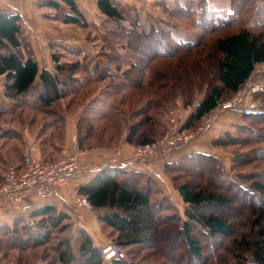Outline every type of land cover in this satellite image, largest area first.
Segmentation results:
<instances>
[{
    "label": "rangeland",
    "instance_id": "obj_1",
    "mask_svg": "<svg viewBox=\"0 0 264 264\" xmlns=\"http://www.w3.org/2000/svg\"><path fill=\"white\" fill-rule=\"evenodd\" d=\"M231 1L111 0L120 10L125 20L120 23L115 22L99 14L98 11H95L99 15L95 12L93 13L94 16L82 13L86 22L85 26L65 22L67 15L72 16V10L65 3L61 5L63 12H55L51 8L40 5L39 12L36 14H40L41 19L37 22L30 23L34 32H30L23 27L26 38L24 40L32 48L33 57L35 53L39 54V62L42 65L47 63L50 52L52 54L51 56L54 59L57 58V60H60V64L63 65L77 64L76 62L78 60L83 62V58H87L83 62L86 64L87 70H93L97 67V73L92 76H88L85 73L79 74L80 83L86 85L81 90L82 93L74 97L73 100L71 98L63 99L58 103L57 113L59 118L56 120L54 131L56 135H63L64 144L61 149H55L54 151L46 150L45 153L49 157H43L41 153L42 145L38 139V137L47 138L50 136L48 134L49 131H46V134L43 131V125L45 124L42 120L46 122L47 115L45 117L43 114H35V108H31L39 102L38 96L40 95V90L38 88L41 85L40 80L36 83L39 87H34L29 94L24 95L20 100L12 101L19 104H27L26 106H22L19 112L17 111L15 114L10 113L15 108L14 104L2 105L10 110L5 112L4 117L0 119V131L6 127L11 128L12 126L19 129L21 136L0 137V150H3L9 160H6L0 153V174L8 166H16L18 161L22 160V154V158H24L27 152H31L33 155L34 143H38L41 156L37 158L33 155V157L43 162L44 160L51 162L57 161L71 153L77 154L81 172L75 177L87 172V174L92 173L90 168L93 167L104 166L107 163L110 165L114 162L120 163L121 159L126 160L124 157L134 159L136 149L146 144L133 145L127 143L128 134L131 132L132 127H138L140 123H147V119H152L156 134L153 132L152 135L150 132L148 134L153 137L154 141L152 143H159V146L153 154L149 155L148 159L141 161L145 163L149 160L147 163L151 169L150 171L158 173L161 178L157 177V174L147 173L146 175L150 178L141 177L138 180L136 178L123 180L126 176H120L119 179L125 182L129 181L131 185L135 183L139 185H169L173 188L172 194L177 198L178 186L183 182L208 187L211 177L209 174L210 169L207 166L209 164L218 173V175H215L217 178L213 179L214 182L216 181L214 186L223 185L220 188L226 187L225 185H228V182L231 180L249 185L251 180L247 181V176L264 173V121H260L259 119H246L242 116V112H252L248 109L251 104H256L261 108L264 105V64L256 66L253 76L242 87L239 94L224 102L228 103L234 99H239L240 103L235 110L223 112L218 115V118L216 117L217 119L215 118L211 123H207L208 119H213L210 113L194 129L184 131V125L190 118L192 112L197 108L199 101L203 98V92L206 86L210 82L211 84L214 82L213 77L214 73H216L214 64H216L219 56L215 53L211 61H209L208 56L212 50V54H214L215 41L245 26L247 27L249 25L257 29L259 23H264V0H235L234 8L236 9V15L238 17L232 22L233 25L231 23L230 27L222 28L221 26L217 27L215 23V29L210 30L212 23H204L210 21L214 16L209 12L203 13L202 8L205 5H209L216 11L224 10L226 12V9H229ZM183 5L188 8L184 10L181 8ZM202 19H204L202 24L207 26L206 28L201 24ZM21 21L23 25L24 21L22 18ZM133 27L134 29L132 30ZM152 27L156 29H171L174 34L173 36L179 37L181 42H191L194 40L198 41L199 44L194 49L188 51L178 49L171 44L169 41L170 35L168 34L169 37L167 35L166 38H162L161 42L155 39L154 43L147 46V49L144 48L146 50L144 52L138 50L131 52L127 48L126 39H120L123 38L124 32L136 31V33L140 34L143 31L149 32ZM259 32H264V29L262 31H255V33ZM45 38H50V45H47L49 48L43 45ZM53 40L62 42L55 43ZM40 42L42 46L39 47ZM35 45L38 53L33 50ZM151 46L153 48L152 52L149 51ZM166 46L169 49L164 50V52L163 49ZM181 56L186 58V64L188 66L181 62ZM129 61L138 63V82L133 79L136 82V84L133 82L134 85L128 81L130 80L128 72L131 69L127 65L130 63ZM207 69L210 71H207ZM109 73H112L114 76L109 75ZM180 73L184 76L186 82L191 81L193 83L192 88L188 90L189 93L186 92L185 95H183V88L180 85L174 84V86H170L171 83L169 85L167 83L168 86L166 87L162 82L155 84L156 82L163 81V79L164 81H169L174 76L178 77ZM64 74L62 73L63 77ZM69 85L71 86L70 88H76L72 81L69 82ZM122 85H128L130 87L118 88ZM4 90L5 81L3 77H0V101L5 97ZM259 93H261L260 96L256 97ZM187 101L188 103L191 101V103L188 104ZM19 115L23 117L21 120L17 119ZM29 118L38 119L37 123L30 124V128L25 121ZM142 125L137 128L139 132L147 129L150 131L149 127ZM220 125L232 126V129L228 130L232 138L227 137L226 134L228 131H226L219 137L225 143L223 147H215L213 145V142L218 140L217 138L215 141H212V145H209L210 148L208 150L206 146H203V151L199 152L212 155L217 159L218 164H215L213 161L193 159L185 165L181 164L182 167L178 169H165L166 164L161 167V160H163V157H165L168 151H174L175 158H177L184 151L194 150L195 147L193 145L196 142L200 140L203 142L208 139L211 130L213 129L214 132V128ZM200 127L208 128L193 143L186 146H178L172 143L177 134H189ZM71 128L77 134L75 143L77 148L74 150L70 147L65 148L67 130L70 131ZM80 139L82 140V145ZM229 139L239 140L240 145L236 146L232 142H228ZM204 143L206 144L207 141ZM123 147H126L128 152L122 153ZM196 149L198 150V148ZM93 151L103 157L99 161L91 159L83 160L87 158L88 153L92 154L91 152ZM84 153L86 154L84 155ZM160 154L162 158L158 159V155ZM92 156L95 155L92 154ZM243 156L245 158H242ZM238 159H247V161L239 165L237 164ZM136 161L141 162L140 160ZM93 174L98 175L99 173ZM211 186L214 188L213 185ZM217 188L215 186V189ZM218 190H225V188H218ZM227 191L234 198L241 196L234 193V188L232 191L228 189ZM1 202L8 203L5 200ZM234 206L236 207V213L231 211V214L225 208H209L208 211L229 213L230 216L234 217L236 223L240 225L243 210L240 208L238 201H236ZM174 207L179 214L184 216L185 206L181 204L179 206V203H176ZM6 211L7 216L11 215V213L9 214V210ZM162 212L166 211L163 210ZM1 216L3 215L1 214ZM25 219L29 226H31V223H33L32 219L30 218L28 220L26 217ZM2 225L14 227V224L11 222ZM23 226V223H20L18 228L21 229ZM71 229L69 228V232L72 231ZM108 232L109 230L104 231L99 239L104 240L103 242H114L115 239L109 238ZM9 233L12 234V232ZM18 236L15 241L18 240L21 245L23 241ZM63 236L64 234H59L58 236H54V239L47 245H41L35 248L27 247L26 249H22L19 244L15 245L20 247L12 244L10 246L8 244L12 240L0 236V239H2V244L0 245V264H57L52 253V247L58 245L59 239L63 238ZM174 244H177L178 248H180L178 252L186 255L181 247L179 237H172L167 245L173 247ZM74 246L76 247L75 242ZM222 247L216 244V254H218ZM122 250L128 261L141 260L145 256V253H147V251H140L139 253L129 254V249L122 248ZM188 264H190V261Z\"/></svg>",
    "mask_w": 264,
    "mask_h": 264
},
{
    "label": "trees",
    "instance_id": "obj_2",
    "mask_svg": "<svg viewBox=\"0 0 264 264\" xmlns=\"http://www.w3.org/2000/svg\"><path fill=\"white\" fill-rule=\"evenodd\" d=\"M46 2L43 3V6L51 8L55 12H63L61 4L53 0ZM62 2L72 10V16L67 15L65 22L85 26L86 22L83 14L76 6L75 1L62 0ZM96 2L101 14L107 19L119 23L125 20L120 10L111 0H96ZM234 3L235 0H232L226 12L224 10L216 11L209 5H205L202 8L203 13L209 12L214 17L210 19L211 22L207 21L204 24L212 23L210 30L215 29V23L217 27H230L231 23L238 17ZM181 8L186 10L188 7L183 5ZM203 21L204 19H202L201 24ZM202 26L207 27L203 24ZM258 26L257 29L249 25L245 26L215 41L214 54H212V50L208 56L209 61L214 58L215 53L219 56L216 64H214L216 69L213 77L214 82L212 84L210 82L206 86L203 98L184 125V131L194 129L206 115L218 109L228 99L239 94L242 87L253 76L256 66L264 64V32L255 33V31L264 29V23H259ZM24 32L19 15L0 14V77L5 80L4 96L11 101H18L24 94H29L37 86V80H40L41 85L40 87L37 86L40 90L39 102L31 108H35V114H43L45 117L47 115L46 122L42 120L45 124L43 125V131L45 134L46 131H49L50 136L47 138L38 137L42 145L43 157H47L46 150L61 149L64 144L63 135H56L54 131L56 120L59 118L57 113L58 103L63 99L71 98L73 100L74 97L82 93L81 90L86 85L80 83L79 74L96 75L97 67L93 70H87L86 64L83 63L87 58H83V62L78 60L77 64L72 63V65L60 64V60L53 58L56 62L57 74H52L48 70L41 71L33 57L32 48L24 40ZM167 35L171 44L178 49L188 51L199 44L198 41L194 40L181 42L179 37L173 36L171 29H156L154 27L149 32L143 31L140 34L136 31L124 32L123 38L120 39H126L127 48L131 52L137 50L144 52L149 44L154 43L155 39L161 42V39L166 38ZM166 49H169V47L166 46L163 51ZM149 51H153L152 46ZM118 59L120 60V58ZM180 59L183 64L188 66L185 57L181 56ZM129 62L127 65L131 69L128 72L130 76L128 81L134 85L138 82V63L135 61ZM207 71L210 70L207 69ZM62 73H65L64 77ZM109 75L113 74L109 73ZM71 81L76 88H70L69 82ZM161 82L166 87L170 83V86L180 85L183 88V95L186 92L189 93L188 90L193 85L191 81L186 82L181 73L178 77L174 76L169 81L163 79V81L155 84ZM128 87L130 86L122 85L118 88ZM260 94L256 97H259ZM26 105L25 103L15 102V108L10 113L15 114L21 110L22 106ZM5 114L0 106V119ZM242 114L246 119L264 121V111L261 113L242 112ZM19 116L17 119L21 120L23 117L20 116L19 118ZM25 121L30 128V124L37 123L38 119L29 118ZM141 125L149 127L150 131L147 129L139 132L137 128ZM154 128L152 119H147V123L142 122L138 127H132L127 137V143L133 145L152 143L154 141L153 137L149 136L148 133L150 132L151 135L156 134ZM1 133L2 131H0ZM10 135L18 137L16 133ZM226 135L231 137L229 131ZM80 142L82 145V140ZM228 142H232L236 146L240 145L239 140L229 139ZM213 145L223 147L225 143L218 138L213 142ZM23 159L22 163H24ZM193 159L213 161L218 164L217 159L212 155L197 152L166 164L165 169H178L182 167L181 164L185 165ZM245 161L247 159H238L237 164L240 165ZM44 162L50 163L51 161L44 160ZM207 166L212 177L209 179L208 187L190 182H183L178 186V193L186 206L184 216L175 210V205L164 196L159 185H139L138 183L131 185L129 181H123L124 179L131 180L133 178L138 180L141 177L150 178L146 175L147 173L110 168L99 173L90 183L79 188L78 196L88 200L94 212L98 214L99 223L103 226V229L109 230V238H114V242L121 248L129 249V254L147 251L141 260L128 261L125 254H123L112 262H105L88 235L81 233L75 241L67 237L71 225L67 223V217L64 213H57L53 208H44L41 211L32 213L30 218L34 221L33 227L32 225L29 226L23 216L14 221V227L0 224V236L10 238L9 240L12 241L8 245L12 246L19 244L18 240L15 241V239L21 232L18 238L20 237L23 243L19 245L22 249H26L27 247L35 248L47 245L54 239V236L64 234L63 238L59 239L58 245L52 247V253L57 264H188L189 261L190 264H247L250 259H254L257 264H264V173L247 176V181L251 180L249 185L231 180L228 185H225L226 187H221L225 188L221 192L218 188L221 189L220 186L223 185H215L218 187L215 189L214 183L216 181H213L217 178L215 175H218V173L214 167L211 168L209 164ZM120 176L126 177L122 180L119 179ZM233 188L235 189L234 193L241 195L240 197L234 198L227 191V189L232 191ZM236 201L243 210L240 225L229 213L208 211L209 208H225L230 211V214L231 211L236 213V207L234 206ZM163 210L166 212H162ZM20 223L24 225L21 229L18 228ZM240 229L241 231H239ZM9 232H12V234ZM172 237L180 238L181 247L186 255L178 252L180 248L177 244H174L173 247L167 245ZM72 241L75 242L76 247ZM1 244L2 239H0ZM216 244L223 246L218 254H216Z\"/></svg>",
    "mask_w": 264,
    "mask_h": 264
},
{
    "label": "crops",
    "instance_id": "obj_3",
    "mask_svg": "<svg viewBox=\"0 0 264 264\" xmlns=\"http://www.w3.org/2000/svg\"><path fill=\"white\" fill-rule=\"evenodd\" d=\"M45 1L48 2V1H52V0H0V14L7 13V14H11V15H13V14L19 15L25 23V24L23 23V27L30 32H34V30L31 28L30 23L37 22L41 19V17H40L41 15L36 14V13L39 12L38 10L40 8V5H43V3L45 4ZM53 1H55L61 5L63 4L62 0H53ZM74 1H75L76 6L78 7V9L80 10V12L83 14H90L91 16H94L93 13L95 11H98L99 14H101L100 10L98 9V5H97L96 0H74ZM95 13H97V12H95ZM49 40H50V38H45V40H44L45 43H43V45L48 47L50 45ZM53 41L55 43L62 42V41L56 42L55 40H53ZM31 45H32V43H31ZM40 46H42L41 42L39 43V47ZM33 50H34V52L36 51L38 53V50L36 49V45H35V47H33ZM51 55L52 54L50 52V57H48L49 59L47 60V63L45 65H42L39 62V58H40L39 54L35 53L34 59H35V61H37L41 71L48 70L52 74H57L56 69H55L56 68V62L54 61L53 56H51ZM38 81H39V79L37 80V82ZM24 95H27V94H24ZM14 103L15 102H12L8 98L4 97L0 101V106H1L2 111L7 112L8 110H10L9 108H5V106H2V105H8V104H14ZM231 129H232L231 125L230 126H221L220 125L219 127L214 128V132L212 129L208 135L209 136L208 139H206L203 142L201 140L196 142L193 145L195 147L194 150L192 149V150L184 151L183 153L179 154V157H177V158H175L176 156L174 154L175 153L174 151H172V150L168 151L167 154H165V157H163V160H161V167H163L167 163H173V162L183 158L184 156L191 155V154L197 153V152L199 153V152L203 151V146H206V148L208 150L210 148V146L212 145L213 140L215 141L217 138L222 136L221 135L222 133H224L228 130H231ZM7 133H9V134H7ZM12 133L13 134L16 133L18 135V137L21 136L19 129L11 126V128L6 127L4 129H2V133L0 134V137L7 138V137H10L11 136L10 134H12ZM76 137H77V134L73 128H71L70 131L67 130L65 148L70 147L72 150L76 149L77 148V146L75 144L76 143ZM206 141L209 144H207V143L205 144L204 142H206ZM30 142H32V140H30ZM34 144L35 145L33 147V155H34V157L38 158L41 156L40 150H39V145H38V143H34ZM196 148H198V150ZM125 152H128V149L126 147H123L122 153H125ZM0 153L2 154V156L6 160H8V157L3 152L2 149L0 150ZM41 153H42V151H41ZM91 153L95 156H92V154L88 153L87 158H84L83 160L86 161L88 159L89 160L91 159V160L99 161L100 158L103 157L94 151ZM85 154L86 153H84V155ZM161 154L158 155L159 156L158 159L162 158ZM22 156H23V154L21 155V159H22ZM124 158L126 160L121 159L120 163L113 166L112 168H121L125 171H136V172H143V173H151L153 175L157 174V177L161 178V176H159L158 173H153V171H150L151 169L149 167V164L147 163V161H149V160H147L145 163H143V161L137 162L133 158H128V157H124ZM23 162H24V160H23ZM16 167L19 168L20 171H22L24 169V163H22V160L18 161V164L16 165ZM3 172L0 174V185L2 184ZM87 173L81 174V175L73 178L70 181L69 186L60 189L59 193L53 199H50L46 202H35L33 213L41 211L44 208H53L54 210L57 211V213H64L67 217V223L71 225L70 229L72 227V229H71L72 231L69 232L67 237L71 238L72 240H76L81 233H84L92 239L94 246L98 248L101 244L106 243V242H103L104 240L99 239L103 235L104 231H106V230H104L103 226L99 223L98 214L96 212H92V211H89L88 209H86L84 207H78L77 206V198L80 197V196H78L79 188H81L83 185L90 183L96 177V174H93V173L87 174ZM160 175H161V173H160ZM159 187L162 190V192L164 193V196L166 198H168L172 204L176 205V203H179V206H180V204L185 206V204L183 203L179 193L177 195V198L175 197V195L172 194L173 188L171 186L159 185ZM4 208H6V209H4ZM6 210H9V214L11 213V215L7 216ZM1 214L3 216H1ZM20 216H23V215L19 211H17L16 209H14L10 204L2 203V202L0 203V224H9L10 222L14 223V221L17 218H19ZM30 216H31V214L29 216H27L26 218L29 219ZM32 222H33L32 224H34L33 220H32Z\"/></svg>",
    "mask_w": 264,
    "mask_h": 264
},
{
    "label": "built area",
    "instance_id": "obj_4",
    "mask_svg": "<svg viewBox=\"0 0 264 264\" xmlns=\"http://www.w3.org/2000/svg\"><path fill=\"white\" fill-rule=\"evenodd\" d=\"M239 103V99H234L231 102L221 104L218 109L211 112L213 119H208L207 123H211L223 112L235 110ZM248 109L252 112L261 113L264 111V105L261 108L256 104H251ZM207 128L200 127L189 134H177L172 143L178 146L189 145L198 140ZM158 146L159 143H150L137 148L134 159L140 161L148 159ZM117 164L118 162L111 165L107 163L104 166L90 168V170L92 173H101ZM80 172L79 157L75 153L65 155L57 161L46 163L34 158L31 152H27L24 155V169L22 171L13 165L6 168L0 186V201L5 200L24 217H27L34 212L35 202H46L53 199L59 190L69 186L70 181ZM77 206L94 212L85 198L78 197ZM98 250L105 262H112L123 255L122 248L116 242L103 243L98 247ZM247 264L257 263L254 259H250Z\"/></svg>",
    "mask_w": 264,
    "mask_h": 264
}]
</instances>
